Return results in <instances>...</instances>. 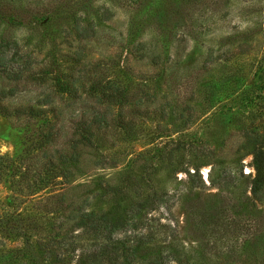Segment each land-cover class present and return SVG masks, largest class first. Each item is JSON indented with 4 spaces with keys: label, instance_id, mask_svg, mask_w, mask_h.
Here are the masks:
<instances>
[{
    "label": "rangeland",
    "instance_id": "rangeland-1",
    "mask_svg": "<svg viewBox=\"0 0 264 264\" xmlns=\"http://www.w3.org/2000/svg\"><path fill=\"white\" fill-rule=\"evenodd\" d=\"M0 41L28 64L0 70V264H39L60 198L82 246L104 216L138 260L264 264V0H0Z\"/></svg>",
    "mask_w": 264,
    "mask_h": 264
},
{
    "label": "trees",
    "instance_id": "trees-1",
    "mask_svg": "<svg viewBox=\"0 0 264 264\" xmlns=\"http://www.w3.org/2000/svg\"><path fill=\"white\" fill-rule=\"evenodd\" d=\"M107 13V11H106ZM107 14H105L106 16ZM89 25L85 30H90ZM17 47L15 43L0 41V70L5 71L8 77L17 78L20 76L18 68L23 69L25 65L18 64L16 69L12 67L16 64ZM118 95H120L117 92ZM108 99H112L114 95H108ZM27 109V108H26ZM28 109H31L28 107ZM24 111L21 108L7 109L0 105V112L8 115L11 112L19 113ZM32 110H29V112ZM79 134L78 141L86 144H90V128L89 124H81L80 122L74 127ZM249 142L251 145L252 165L254 173L250 178V199L252 202L262 201L264 197V136L258 137L257 133L249 136ZM56 202L54 206L55 212L59 215V229L55 235H49L45 242L42 239L38 240L39 244H43L40 247V252L32 260L35 263H41L44 261L47 264H171L168 254H157L154 257H141L139 260L133 256V253L124 248V241L118 237L115 232L119 228L115 226H108L104 216L99 217V221H94V218L86 215V219H80L77 223L85 227V231L91 237V241L88 245L82 246L77 244L71 233V227L63 226L62 216L64 215V209L67 205L61 202ZM154 201V198L153 200ZM139 206V205H137ZM81 215H85L82 213ZM121 227L124 223L118 220ZM149 234H141L137 240L144 243L146 239H149ZM28 241V240H27ZM78 249L77 253L70 254L71 251ZM74 259V260H71ZM23 264H28L27 262ZM177 264H182L181 260H178Z\"/></svg>",
    "mask_w": 264,
    "mask_h": 264
}]
</instances>
